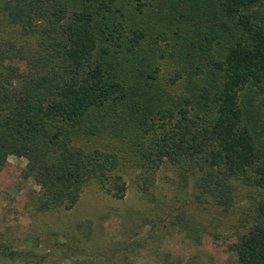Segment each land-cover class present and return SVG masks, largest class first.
Returning <instances> with one entry per match:
<instances>
[{
	"label": "trees",
	"instance_id": "1",
	"mask_svg": "<svg viewBox=\"0 0 264 264\" xmlns=\"http://www.w3.org/2000/svg\"><path fill=\"white\" fill-rule=\"evenodd\" d=\"M10 156L36 214L72 209L92 184L122 199L133 174L148 208L83 264L107 251L136 264L146 244L172 264L158 249L176 235L264 264V0H0V173ZM77 228L86 244L91 222ZM4 234L1 262L52 257Z\"/></svg>",
	"mask_w": 264,
	"mask_h": 264
},
{
	"label": "rangeland",
	"instance_id": "2",
	"mask_svg": "<svg viewBox=\"0 0 264 264\" xmlns=\"http://www.w3.org/2000/svg\"><path fill=\"white\" fill-rule=\"evenodd\" d=\"M24 165L25 159L10 156L0 173V231L21 238L15 243L17 248L31 245L40 253L52 251V257L47 259L46 264H83V260L92 256L91 252L98 253L103 248L114 246L117 240L126 239L134 223L141 219V213L148 208L146 201L140 198L133 174H129L127 192L122 199H115L92 184L85 187L77 204L70 210L33 213L27 207V193L37 189V186L31 179H22ZM173 176L170 166L161 167L157 174L156 193H166L169 188L171 190L170 179ZM87 220L91 222L93 233L89 241L82 244L85 238L77 225ZM145 229H137L136 237L143 238L151 234V227L148 231ZM27 236V241H24ZM169 239L170 244L162 242L158 251L160 257L168 253L172 264H178L179 261L182 264L192 263L193 256L196 264H227L234 259L221 243L204 241L197 249H193L185 246L178 235ZM151 247L153 244H146L135 252L136 264H153L156 257ZM121 258L107 251L105 257L98 259L109 264H121ZM0 264L25 263L6 260L0 261Z\"/></svg>",
	"mask_w": 264,
	"mask_h": 264
}]
</instances>
